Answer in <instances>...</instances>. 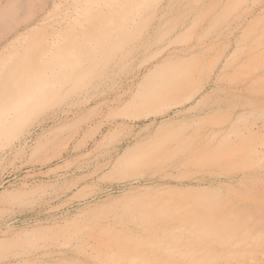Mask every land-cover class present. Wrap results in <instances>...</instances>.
Wrapping results in <instances>:
<instances>
[{"label":"rangeland","instance_id":"374dc122","mask_svg":"<svg viewBox=\"0 0 264 264\" xmlns=\"http://www.w3.org/2000/svg\"><path fill=\"white\" fill-rule=\"evenodd\" d=\"M41 1L52 0H33L31 6ZM188 1L167 12L157 37L133 53L135 58L118 53L104 65V86L49 96L0 150V264H107L100 247L110 241L170 233L171 239L193 245L212 242L202 249L218 255L210 264H264V233L253 228L264 226V102L253 101L254 92L264 94V35L259 37L264 11L256 10L237 26V15L256 0L215 13ZM229 29L233 33L224 37ZM186 48L191 51L175 52ZM221 53L224 69L208 68ZM179 57L202 61L195 81L204 83L212 70L220 88L210 84L192 102L158 112L127 104L147 73ZM253 76L260 78L251 83ZM245 85L253 94L244 91ZM83 99L91 100L77 105ZM198 101L201 110H190ZM240 106L247 108L232 115ZM226 122L225 134L211 139L212 128ZM173 123L188 125L183 143L165 137ZM252 125L255 131L238 153L210 156L209 149L224 137L229 142L235 132L246 135ZM143 149L139 165L122 163ZM242 222L248 223L249 236L232 228ZM161 253L154 250L150 256Z\"/></svg>","mask_w":264,"mask_h":264},{"label":"bare ground","instance_id":"6f19581e","mask_svg":"<svg viewBox=\"0 0 264 264\" xmlns=\"http://www.w3.org/2000/svg\"><path fill=\"white\" fill-rule=\"evenodd\" d=\"M32 1L0 0V150L11 144L12 137L17 135L31 119L35 110L49 96H55L64 89L67 91L65 94L68 95L76 94V90L82 86L95 90L104 86V83H107L101 79L104 65L118 53H122V57L126 59L137 51H144L151 43V38L156 36L160 23L167 12L172 11L181 0H52L50 3L41 1L43 4L37 8L31 6ZM247 1L192 0L191 2L195 3L194 5L198 8L194 7L197 10L199 7H207L211 13H215L220 9L227 10L236 5L237 7L242 4L247 5ZM185 4L186 2L183 1V5ZM261 8L264 11V0H256L247 5L236 17V20L239 21L237 26H240L243 21L252 17L256 10ZM203 23L200 22L194 30L199 29ZM231 25L233 26V24ZM174 28L172 27L169 33ZM233 30L229 29V33L226 32L227 34L223 33L222 35L228 37V34L233 33ZM262 35H264V30L259 37ZM177 37L176 34L175 38L179 39ZM176 39L173 38L171 42L177 41ZM190 51L191 48H186L175 52L179 54ZM222 55V53L218 55L211 67L208 66V68L211 69L214 66L215 71L220 68L224 69L223 61L225 59ZM116 60L119 61V59ZM118 61L116 62L118 63ZM130 61L132 60L130 59ZM201 62L197 63L194 60L188 62V60L179 57L174 61L157 65L152 72L145 75L144 82L127 104L140 105L150 113L158 112L162 106L169 108L173 105L179 106L192 102L210 84L214 90L220 88L219 79L216 78L213 81L211 78L210 71L212 73V70H209V75L204 83H200V80L195 81L194 76L204 69ZM111 69V72L107 73L108 76H113L114 68ZM259 73L261 74V72ZM259 78L253 76L250 81L254 83ZM238 86L242 87L243 85ZM244 88L246 93L253 94L249 85H245ZM105 89L106 87L102 90ZM254 93H256L254 102H264L262 92ZM58 97L60 98V96ZM90 100H78L76 103L82 105ZM54 101L56 100L54 99ZM200 104L198 101L195 106L189 109L201 110ZM221 106L222 104H212L210 107ZM245 108L247 107L233 108L232 115H236ZM38 112L40 111L38 110ZM163 113L162 111L161 114ZM140 115L139 113L134 117ZM229 126L230 124L228 125L226 122L217 125V128L214 127L215 130L212 128L209 133L211 139L225 134ZM262 127L264 128V124ZM187 128L188 125L180 126L173 123L171 129L165 132L168 134L165 137L181 138L180 141L183 143L186 138L182 137H185ZM255 128L253 125L250 126L246 135L235 132L234 139L229 142L224 137L220 146L209 149L210 156L216 157L225 152L238 153L246 144L244 140L252 136ZM199 145L204 147L205 142H200ZM145 156V150H139L137 154L124 158L122 163L139 165ZM201 193V195L206 194ZM232 228L237 229L236 231L244 236L250 235L248 230L250 227L247 222H242ZM253 228L257 232L264 233V226L257 227L255 223ZM171 236V233L164 234V236L153 235L150 238L141 235L138 237L128 235L122 240H113L109 245L101 246L100 248H104V250H100V255L107 264L112 260L126 261V264H152L151 262L172 264L171 261L174 262L179 258L183 262L182 264H210L218 259V255L213 254L212 251L202 252V249L212 245V242L204 246L197 240L193 241L197 243L193 245L191 240H180L179 237L171 239ZM161 248L165 249V254L160 250ZM154 250L162 252L161 256L151 257Z\"/></svg>","mask_w":264,"mask_h":264}]
</instances>
